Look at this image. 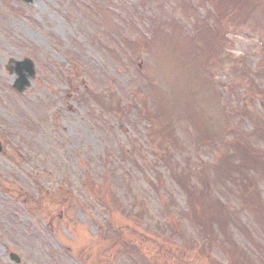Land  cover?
<instances>
[{
  "label": "rangeland",
  "instance_id": "1",
  "mask_svg": "<svg viewBox=\"0 0 264 264\" xmlns=\"http://www.w3.org/2000/svg\"><path fill=\"white\" fill-rule=\"evenodd\" d=\"M87 1L0 0V264H134L122 236L147 264H226L224 233L264 264V0H102L110 35ZM211 200L220 250L194 225Z\"/></svg>",
  "mask_w": 264,
  "mask_h": 264
},
{
  "label": "trees",
  "instance_id": "2",
  "mask_svg": "<svg viewBox=\"0 0 264 264\" xmlns=\"http://www.w3.org/2000/svg\"><path fill=\"white\" fill-rule=\"evenodd\" d=\"M220 1L223 4H225L224 1H226L227 3L231 4V1H234V0H220ZM84 7L87 9V11H91L93 16L99 18L98 21H99V23H101L102 28H103V29L102 28L101 29L104 30V32L106 34L110 35V34H112L113 31L116 32V30H114L112 27L110 28L106 24L107 17H108L107 15H110V14H109L108 7L105 5V3H103L102 0L90 1V2H88V5L84 6ZM112 26L114 27L115 25L112 24ZM114 28L116 29V27H114ZM204 32H205L204 33L205 35L208 34L206 31H204ZM125 33H126V31H125ZM123 36L125 38V41H126V39L129 40L128 35H126V36L123 35ZM83 89L86 90L84 87H83ZM156 95H160V93H157ZM156 95H155V98L153 100V103L155 104L154 112L152 114H150V117L153 118L154 120H156V122H158V123H159L160 120H163L165 122V124L161 125V128H160L161 131L164 132V134H166L170 138H172L174 140V142H175L176 137H175V133H174V130H173V127H172V123H173L172 121L174 120V117H175L176 114L175 113L173 114L172 111H168V110L166 111L165 110V104L162 101V98H163L162 94H161V96H156ZM93 96H94V92L92 93V98H93ZM193 118H194V121L197 119L195 113L193 115ZM215 212H220V207L219 206L215 209ZM207 213L208 212H207V209H206L202 215H199V216L196 215L195 219L199 223H202L204 227H211L212 228V226L214 224L213 220L215 219V217L213 216V214H211V213L207 214ZM209 216H210V218L208 219ZM215 221H216V223H218V226L221 228L222 220L216 219ZM119 241L120 240L118 239V243H119ZM121 242H122V240H121ZM121 242H120V245L123 247V249H126L127 248L126 243L125 242L121 243ZM128 252H131V251H128ZM230 263H232V261ZM143 264H146V263H143Z\"/></svg>",
  "mask_w": 264,
  "mask_h": 264
},
{
  "label": "water",
  "instance_id": "3",
  "mask_svg": "<svg viewBox=\"0 0 264 264\" xmlns=\"http://www.w3.org/2000/svg\"><path fill=\"white\" fill-rule=\"evenodd\" d=\"M26 1H30V0H26ZM14 64L17 68L18 77L14 80L13 87L18 89L19 91H22L24 88L28 87L29 77H32L34 74L33 63L29 59L25 58L22 61H15ZM23 68L26 72L22 71ZM0 150H1V146H0ZM10 257L15 262L17 263L19 262V257L16 254L11 253Z\"/></svg>",
  "mask_w": 264,
  "mask_h": 264
}]
</instances>
